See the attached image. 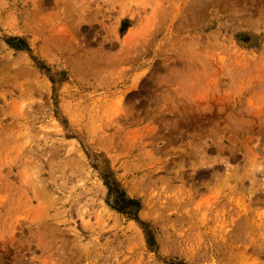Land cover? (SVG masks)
Wrapping results in <instances>:
<instances>
[{
    "label": "rangeland",
    "instance_id": "1",
    "mask_svg": "<svg viewBox=\"0 0 264 264\" xmlns=\"http://www.w3.org/2000/svg\"><path fill=\"white\" fill-rule=\"evenodd\" d=\"M175 263L264 264V0H0V264Z\"/></svg>",
    "mask_w": 264,
    "mask_h": 264
},
{
    "label": "trees",
    "instance_id": "2",
    "mask_svg": "<svg viewBox=\"0 0 264 264\" xmlns=\"http://www.w3.org/2000/svg\"><path fill=\"white\" fill-rule=\"evenodd\" d=\"M107 186L109 187L110 194L114 192L117 194V204H118L117 210L118 211L124 214H127L129 213V210L132 209L133 207L137 209L140 208L139 202L136 200L127 198L125 192L119 191L117 188L112 187L110 183H107ZM149 242L151 246H154L156 244L151 234L149 235ZM175 264H184V263H175Z\"/></svg>",
    "mask_w": 264,
    "mask_h": 264
}]
</instances>
